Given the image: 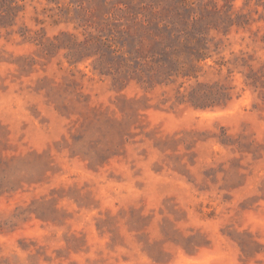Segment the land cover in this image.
<instances>
[{
	"label": "rangeland",
	"instance_id": "obj_1",
	"mask_svg": "<svg viewBox=\"0 0 264 264\" xmlns=\"http://www.w3.org/2000/svg\"><path fill=\"white\" fill-rule=\"evenodd\" d=\"M227 1L197 79L140 85L174 0H0V264H264V0Z\"/></svg>",
	"mask_w": 264,
	"mask_h": 264
},
{
	"label": "trees",
	"instance_id": "obj_2",
	"mask_svg": "<svg viewBox=\"0 0 264 264\" xmlns=\"http://www.w3.org/2000/svg\"><path fill=\"white\" fill-rule=\"evenodd\" d=\"M210 7L207 8V5L203 0H174L173 10L176 15L181 19V27H176L173 23L172 25H164L159 27L158 25H153L154 30L150 29L151 25L149 22L146 24L140 22L139 24L143 29H145L147 35L149 36L150 44L148 51H143L142 47L138 48L135 53L130 51H124L119 58L125 62V68L128 69V72L132 74L131 80H136L138 84L143 85L145 81L143 80L144 72H149L151 70L157 69L162 71L167 78L176 76L181 78H194L197 79L196 73H194V68L196 64L204 62L207 58L212 56V47L215 48L213 51L218 53L220 40L216 38V41L213 37L203 36V33H206V29L201 25V21H204L205 16L216 15V28L213 30L216 31V34L224 33L229 31L228 28L232 26H240L238 23L239 20L245 24L247 21L244 14L237 13L233 10L232 5L227 0H222V4L218 6L217 1L210 0ZM218 6V7H217ZM139 14H143L141 11H149L148 8L139 7ZM151 12V11H150ZM158 14L157 11H152V15ZM225 24V25H223ZM229 24V25H227ZM222 27H219V26ZM227 29H224L226 28ZM226 35V34H224ZM23 36V35H22ZM144 40L138 39L137 42L141 44ZM145 52H150L151 54V64L143 65L139 58L141 54ZM139 56V57H137ZM237 56L234 59V63L237 64ZM246 66L251 69V75L254 79L262 84V79L260 75L254 73L252 66L246 63ZM236 60V61H235ZM170 67H166V65ZM139 68V71H138ZM172 69L175 71L172 72ZM192 70L191 72L189 71ZM259 72L261 75L264 74V68L259 67ZM158 73L154 71L152 74L155 75ZM151 79V77H150ZM257 82L249 83L253 86L254 89L257 88ZM204 87L203 84L195 82V86H192L187 94V99L184 100V96L181 99H178V104H187L195 110H206L212 108L213 105H204V103H197L196 96L201 95L200 92H197V89ZM199 91V90H198ZM207 95V94H202ZM198 98V97H197Z\"/></svg>",
	"mask_w": 264,
	"mask_h": 264
}]
</instances>
